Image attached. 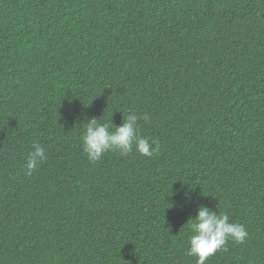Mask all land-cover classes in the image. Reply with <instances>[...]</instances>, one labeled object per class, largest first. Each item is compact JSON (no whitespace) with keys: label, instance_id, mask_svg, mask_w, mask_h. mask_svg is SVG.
Here are the masks:
<instances>
[{"label":"trees","instance_id":"16d2710c","mask_svg":"<svg viewBox=\"0 0 264 264\" xmlns=\"http://www.w3.org/2000/svg\"><path fill=\"white\" fill-rule=\"evenodd\" d=\"M129 111L159 151L89 161ZM199 205L248 232L206 264H264V0H0V264H196Z\"/></svg>","mask_w":264,"mask_h":264},{"label":"clouds","instance_id":"9594fccd","mask_svg":"<svg viewBox=\"0 0 264 264\" xmlns=\"http://www.w3.org/2000/svg\"><path fill=\"white\" fill-rule=\"evenodd\" d=\"M141 118L145 121L148 119L147 115L140 117L134 111L123 113L122 123L115 124L114 130L110 123L101 122L100 117L87 118L80 137L87 159L91 162L98 161L108 151L128 155L135 149L137 153L147 157L158 152L157 142H149L148 139L138 136V120ZM46 159L45 149L39 143H34L27 154L25 174L31 175ZM192 218L188 222L191 235L185 254L196 257V264H206L207 259L224 249L229 240L241 244L248 236L244 225L232 222L227 213L220 212L219 209L213 210L208 205H199Z\"/></svg>","mask_w":264,"mask_h":264}]
</instances>
